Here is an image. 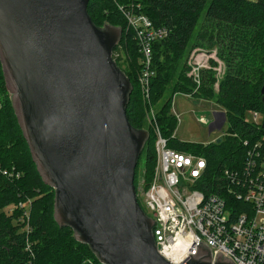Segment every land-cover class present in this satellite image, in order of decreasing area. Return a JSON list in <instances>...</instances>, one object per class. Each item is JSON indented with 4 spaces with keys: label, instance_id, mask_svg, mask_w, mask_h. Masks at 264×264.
Here are the masks:
<instances>
[{
    "label": "water",
    "instance_id": "water-1",
    "mask_svg": "<svg viewBox=\"0 0 264 264\" xmlns=\"http://www.w3.org/2000/svg\"><path fill=\"white\" fill-rule=\"evenodd\" d=\"M89 1L0 0L6 85L37 169L55 190L59 225L103 264H171L137 196L150 133L127 115L133 87L113 59L123 29L94 24ZM262 93L264 100V86ZM213 113L222 119L210 131L226 123L224 111ZM186 264L235 263L222 255L213 261L202 245Z\"/></svg>",
    "mask_w": 264,
    "mask_h": 264
},
{
    "label": "trees",
    "instance_id": "trees-1",
    "mask_svg": "<svg viewBox=\"0 0 264 264\" xmlns=\"http://www.w3.org/2000/svg\"><path fill=\"white\" fill-rule=\"evenodd\" d=\"M120 4L138 5L156 25L170 29L168 37L153 44L150 95L155 106L161 101L158 125L170 146L207 158L210 177L198 188L232 198L224 190L226 179L221 175L222 170L241 165L247 151L244 140L253 142L264 134L263 126L246 120L251 110L264 112V0H90L88 13L94 24L121 27V42L133 43L128 55L131 58L136 55L133 63L140 70L138 44L132 29H128ZM199 48L211 52L216 49L218 58L224 62L217 91L215 59L210 60V69L200 71V84L187 74L190 70L187 62ZM123 72L133 87L127 105L129 121L150 133L135 177L136 189L141 179L147 188L157 162L156 136L147 126L146 104L134 85L135 79L125 69ZM167 90L169 94L165 98ZM9 92L0 58V264H100L90 246L75 238L71 227H61L56 221L55 190L44 182L37 169ZM179 92L212 100L226 110L229 131L220 142L190 143L174 135L178 119L171 107ZM142 159L143 172L139 170ZM13 168L20 172L19 176L9 177L1 172ZM27 200H31L29 207H19L20 202Z\"/></svg>",
    "mask_w": 264,
    "mask_h": 264
},
{
    "label": "built area",
    "instance_id": "built-area-1",
    "mask_svg": "<svg viewBox=\"0 0 264 264\" xmlns=\"http://www.w3.org/2000/svg\"><path fill=\"white\" fill-rule=\"evenodd\" d=\"M119 9L127 19L128 29L134 31L143 65L141 81L148 88L153 74V44L168 37L170 29L156 25L133 4H120ZM193 55L189 64L194 69ZM200 69L198 66L190 75L197 84H200ZM148 89L144 99L150 104ZM251 111L252 119L246 120L263 126L264 112ZM154 115L151 111L148 128L156 136L157 162L147 188L143 186L145 180L141 179L137 196L144 211L154 220L152 233L159 253L171 264H186L206 245L213 261L222 255L235 264H264V134L253 142L245 139L244 162L222 170L221 175L226 179L224 190L232 197L227 198L220 192L198 188L210 177L207 158L170 146ZM221 119L222 115L218 114L213 122ZM200 121L208 123L204 116ZM14 169L1 172L9 177L19 176L20 172ZM28 204L20 202L19 207H29ZM236 209L241 211L236 213Z\"/></svg>",
    "mask_w": 264,
    "mask_h": 264
},
{
    "label": "rangeland",
    "instance_id": "rangeland-1",
    "mask_svg": "<svg viewBox=\"0 0 264 264\" xmlns=\"http://www.w3.org/2000/svg\"><path fill=\"white\" fill-rule=\"evenodd\" d=\"M122 5V4H121ZM136 6V5H135ZM138 6V5H137ZM127 20V19H126ZM128 25V23H127ZM133 31V30H132ZM134 33V31H133ZM135 40V38H134ZM124 42V40H123ZM120 42L114 49L113 52V59L116 60L117 63L120 64V67L124 70H126L134 79L135 83L134 85L136 88H139L141 92V100L142 102L146 104L145 107V119L147 126L149 125V120L151 119L150 113L153 111L155 114V119L156 122L158 123L157 120V111L158 108L161 106V101L155 106L154 103H151V90H150V82L148 88H146V85H143L141 81V74H142V63H141V54H140V59L139 62L142 65L140 70H138L133 63L135 60L136 55H132V58L130 55H128V51H130L132 48H134V45L131 41L126 43ZM139 50V48H138ZM140 53V52H139ZM130 54V53H129ZM193 57H192V64L195 66L193 67L189 64V60L187 62L188 66H190V70L188 71V76L192 75L193 72H196L197 67L199 66L201 69H210L211 68V59H215L218 61V65L214 67L215 71V76L217 78V82L215 83V88L216 91L219 90V80L222 78L224 74V62L220 60L217 56L216 49H214L212 52L208 51L206 49H196L193 51ZM130 62V63H129ZM132 62V63H131ZM261 77L260 75H256L255 81H257ZM149 90V97H150V104H147L145 101V93ZM170 89V87H168ZM10 93V97L12 99V93ZM169 94V91H166V94L164 95L165 98H167ZM1 96V95H0ZM0 104H2L1 97H0ZM149 106V107H148ZM172 112H174L177 115L178 119V126L175 131L176 137L179 140H182L184 142H190V143H199V144H210L213 142L218 141L219 139H222V137L228 133L229 131V125L228 123H225L224 126L221 129H213L210 131V126L209 124L215 120L214 117V111L221 110L225 111L221 106H218L214 101L212 100H207V99H201L197 96L193 95H188L187 93L184 92H179L175 94L173 98V103H172ZM252 112L249 111L247 112V119H252ZM205 117L208 120V123H203L200 121L201 117ZM153 122V121H152ZM143 166H144V161L142 159L140 163V171L143 172ZM141 174V173H140ZM142 175V174H141ZM141 181V180H140ZM140 186V182H139ZM143 186H146V183L144 182ZM138 190V189H137ZM26 203H29V200L26 201ZM142 203V202H141ZM28 204V206H30Z\"/></svg>",
    "mask_w": 264,
    "mask_h": 264
}]
</instances>
